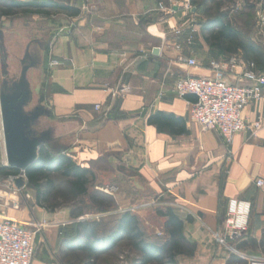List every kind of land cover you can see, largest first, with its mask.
<instances>
[{"label": "crops", "instance_id": "obj_1", "mask_svg": "<svg viewBox=\"0 0 264 264\" xmlns=\"http://www.w3.org/2000/svg\"><path fill=\"white\" fill-rule=\"evenodd\" d=\"M53 1L79 14L57 10L51 22L48 57L58 66L47 68L44 83L49 127L39 139L24 137L30 151L17 156L18 163L29 167L44 146L91 170L94 191H101L99 182L110 170L115 180L132 185L131 192L160 199L183 220L184 238L196 245L177 264H244L212 235L222 230L230 199L249 202L248 230L237 248L264 259V187L256 185L264 182V91L261 101L242 112L247 122L263 127L255 135L235 134L228 146L217 132L189 119L187 103L194 98H179L174 90L181 78L215 77L210 64L241 50L232 55L211 47L198 22L185 26L180 13H168L169 0ZM189 58L197 68L185 66ZM224 79L242 85L232 76ZM122 86L130 89L124 97L117 93ZM29 191L31 208L0 189V213L25 222L52 220L34 206L35 192ZM46 246L34 251L31 264H60Z\"/></svg>", "mask_w": 264, "mask_h": 264}, {"label": "rangeland", "instance_id": "obj_2", "mask_svg": "<svg viewBox=\"0 0 264 264\" xmlns=\"http://www.w3.org/2000/svg\"><path fill=\"white\" fill-rule=\"evenodd\" d=\"M167 9L169 14L180 13V17L182 16L183 21L187 23L185 26H190L191 20L198 22L202 30L208 29L206 35L220 25L229 26L244 41L256 46L261 54L262 63L257 64L251 59H245L242 51L240 53L242 55L237 57L241 59L244 57L243 60L253 63L256 69L264 72V0H169ZM59 13L52 9L42 11L26 9L15 11L10 19H3L0 22V104L5 123L8 118L11 129H18L28 140L41 138V132L49 127L46 118L44 83L48 64L52 61L48 57L52 33L50 26L53 18H56ZM231 57L233 56L225 57L216 63L227 61ZM3 140L4 137L0 136V161L6 158ZM16 157L13 155L14 159ZM108 171L99 182L98 188L101 191H94L93 184L88 195L81 199L80 208L83 216L77 219L71 218L70 207L46 210L38 206L36 198L34 199V206L44 210L40 213L51 215L53 218L39 220L36 223H46L47 226L37 232L34 237L35 253L38 250H44L47 243L49 251L55 253L60 264H140L139 254L132 250L127 240H121L111 247H107L105 243V238L113 234L117 219L125 212L137 217L140 231L146 240L159 243L165 237L163 229L165 220L157 215L158 210L164 209V206L160 204L161 200L148 198L142 193H137L138 191L131 192L132 185L122 179L115 180V175ZM51 179L56 186L60 185L61 178L58 174L51 175ZM2 180L0 178V182ZM1 189L9 195L7 190L3 187ZM29 190L31 189L26 185L21 193L10 195L22 198L28 208H31L33 204L30 203ZM103 196H106L108 200L105 201L106 198ZM93 197L95 201H91ZM49 207L51 208L50 205ZM119 210H122L121 213H117ZM65 211L68 215L64 214ZM73 222H96L95 236L90 243L96 244L95 255L91 256L80 249L75 252L69 251L64 241L72 240L75 228L73 224L71 226L70 224Z\"/></svg>", "mask_w": 264, "mask_h": 264}, {"label": "built area", "instance_id": "obj_3", "mask_svg": "<svg viewBox=\"0 0 264 264\" xmlns=\"http://www.w3.org/2000/svg\"><path fill=\"white\" fill-rule=\"evenodd\" d=\"M178 33V32H177ZM187 68H197L195 59H186ZM58 66V62L51 61L48 68ZM215 77H186L175 83V93L179 98L188 96L194 98L188 102L189 119L198 124L203 130L215 131L230 146L235 134L250 131L257 134L263 127L261 121L249 123L242 117L244 108L251 102L261 101L264 91V72L256 69L237 56L227 61L210 64ZM232 76L242 85H233L225 81L224 77ZM130 92L128 86H122L118 95L124 97ZM95 109H99L96 106ZM0 136H3V123L0 107ZM230 153V152H229ZM0 167H8L7 160L0 161ZM21 182L18 185V182ZM27 179L24 171L17 175H8L0 182V187L10 194H18L25 190ZM264 187L263 181L256 183ZM0 188V189H1ZM2 190V189H1ZM26 197L29 198L28 194ZM251 205L249 202L230 199L227 204L223 228L213 233L215 244L228 254L237 257L244 264H264V259L255 258L242 253L237 245L247 232ZM46 223L36 224L25 222L7 214L0 213V264H31L34 257V237L37 232L46 227Z\"/></svg>", "mask_w": 264, "mask_h": 264}, {"label": "trees", "instance_id": "obj_4", "mask_svg": "<svg viewBox=\"0 0 264 264\" xmlns=\"http://www.w3.org/2000/svg\"><path fill=\"white\" fill-rule=\"evenodd\" d=\"M34 9L60 10L70 16H77L79 10L69 7L53 0L36 2L28 0L19 2L16 0H3L0 2V22L3 17L13 15L15 11ZM208 32V29H205ZM205 40L213 48L219 51L235 54L241 50L245 59H251L260 64L261 54L256 46L244 41L236 32L227 25H220L205 37ZM156 116L149 119V123L155 122ZM19 170L15 168H0V178L4 179L8 175H16ZM27 186L36 193V204L44 209L53 210L57 207H70V216L77 219L83 216L81 210V199L88 195L91 186L94 184L95 176L91 170L77 165L72 158L62 153H54L47 147L42 146L38 151L35 163L31 164L24 171ZM58 174L61 178L59 186L51 179V175ZM105 201L108 200L106 196ZM91 201H95L94 197ZM57 202H59L57 204ZM112 202V200L110 201ZM53 203V205H51ZM48 205L51 208H48ZM157 215L164 218L165 237L154 243L146 240L140 231V224L136 216L129 212L123 213L117 219V225L112 235L105 238L106 246H114L121 240H127L131 244L132 250L139 254L140 264H177L176 258L180 255L192 256L195 253L196 245L187 241L182 234L183 220L171 209L164 208L158 210ZM191 218L187 217L189 221ZM74 225L75 232L72 240L64 241L69 251L75 252L77 249L95 255L97 248L91 245V239L95 236L96 222H77ZM72 241V242H71ZM65 244V245H66Z\"/></svg>", "mask_w": 264, "mask_h": 264}, {"label": "water", "instance_id": "obj_5", "mask_svg": "<svg viewBox=\"0 0 264 264\" xmlns=\"http://www.w3.org/2000/svg\"><path fill=\"white\" fill-rule=\"evenodd\" d=\"M1 37V32H0ZM157 51V50H155ZM1 107V116H2V122H3V137H4V146L6 151V160L8 167L16 168L22 171H25L27 168V164H20L18 163V157L15 159L13 158V155L21 156L30 151V147L28 143L26 142V139L24 136L20 133L18 129L12 130V126L9 123V119H6L5 123V116ZM7 115V114H6ZM35 159L33 160V162ZM21 182H18V185H20Z\"/></svg>", "mask_w": 264, "mask_h": 264}]
</instances>
